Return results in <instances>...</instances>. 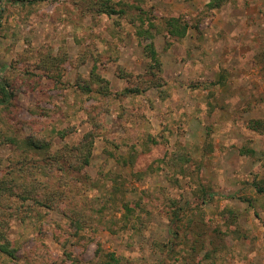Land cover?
Here are the masks:
<instances>
[{
	"label": "rangeland",
	"instance_id": "obj_1",
	"mask_svg": "<svg viewBox=\"0 0 264 264\" xmlns=\"http://www.w3.org/2000/svg\"><path fill=\"white\" fill-rule=\"evenodd\" d=\"M218 3L5 2L0 264H264V0Z\"/></svg>",
	"mask_w": 264,
	"mask_h": 264
},
{
	"label": "trees",
	"instance_id": "obj_2",
	"mask_svg": "<svg viewBox=\"0 0 264 264\" xmlns=\"http://www.w3.org/2000/svg\"><path fill=\"white\" fill-rule=\"evenodd\" d=\"M6 1L7 0H0V12L2 11ZM218 2L219 3L216 4V7L220 6V0H218ZM167 23H168L170 35L176 36L178 38H182L186 35L187 26L182 25L180 19H175V18L170 19V20H168ZM147 52H148V56L151 59V63H150L151 69L152 70L158 69V71L160 72L162 70V64H161L159 55L156 51V48H155V45L153 42L147 45ZM154 75H156V74H154ZM8 83L9 82L5 81V79L0 76V107H3V108L4 107L5 108L10 107L12 101L15 100L16 95H17L16 92L12 91V88ZM152 87H154V86H149V89ZM156 87H158V86H156ZM144 91L145 90L141 91L139 89H135V90L128 89V90H125L124 94H127V95L128 94H140ZM96 136H97V134L92 133V132L87 134L85 136L83 142L81 143V146H78L75 148V150H77L78 154L80 155V158L83 157L82 158V167H86L90 163L91 149L93 148V143L96 139ZM10 141L13 142L14 144H16V141H14L12 138H10ZM24 142L26 143V148H24V150L20 151L21 155H23V154H25L31 150L43 151L44 149L48 148V145L42 144L40 141L36 140L35 138H30V139L24 140ZM33 189L34 188H32V190ZM32 190H31V188H28L25 186L24 191L26 193V196L22 197L23 201H27L28 199H32V197H33ZM258 191L261 193V192H264V189H259ZM5 193H6V187L1 186L0 187V197H3ZM11 195H12V197L13 196L16 197V195H14V193ZM37 203H39V202L37 201ZM18 208L19 207H17L16 209H18ZM124 208L127 210L128 213H131L132 215L134 214V211L131 210V208L129 207L128 204H124ZM69 220H70L71 228L74 229V231H75L74 235L77 236L79 234V232L82 230L83 224H82L80 219L74 220L71 218ZM0 251L4 254L8 255L11 258L16 257L17 251L15 248H12V245H11L10 241L7 239L6 234L4 232H0ZM117 263H118V260L114 254H107L105 257L104 256L102 257V263L101 264H117Z\"/></svg>",
	"mask_w": 264,
	"mask_h": 264
}]
</instances>
